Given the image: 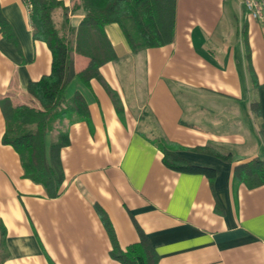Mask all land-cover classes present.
<instances>
[{
    "label": "crops",
    "instance_id": "crops-1",
    "mask_svg": "<svg viewBox=\"0 0 264 264\" xmlns=\"http://www.w3.org/2000/svg\"><path fill=\"white\" fill-rule=\"evenodd\" d=\"M61 1L77 27L79 0ZM0 12V97L36 105L27 85L50 73L52 53L32 37L25 0H0ZM104 32L115 57L65 91L83 98L88 119L62 114L45 139L68 137L59 196L23 176L18 153L2 142L0 108V264H121L96 205L122 249L140 229L156 264H264V183L234 175L236 165L264 159V23L242 0H175L170 42L134 52L117 23ZM87 62L74 56L77 71ZM160 138L214 176L168 167Z\"/></svg>",
    "mask_w": 264,
    "mask_h": 264
},
{
    "label": "trees",
    "instance_id": "trees-1",
    "mask_svg": "<svg viewBox=\"0 0 264 264\" xmlns=\"http://www.w3.org/2000/svg\"><path fill=\"white\" fill-rule=\"evenodd\" d=\"M25 1L30 7L32 37L45 42L52 53L51 70L27 85L36 105L13 104L9 97H0L5 119L2 142L11 145L18 153L23 176L41 184L46 195L53 198L62 192L64 174L60 148L68 143V137L65 132H59L57 139L47 145V127L50 121L65 113H75L79 118L88 119L83 98L75 94L66 99L65 91L75 76L87 84L90 78L99 76L102 64L115 57L104 25L117 23L134 52L165 44L173 38L175 0H79L84 15L77 27L68 24L67 10L61 0ZM58 7L63 9L67 22L63 34L59 33L52 18ZM6 28L0 12V29L5 31ZM76 54L88 59L87 65L79 71L74 66ZM64 104L67 108L61 109ZM157 145L163 150V161L168 167L202 172L210 178L214 176L213 170L192 165L172 155L168 151L170 144L164 138H160ZM221 157L229 160L227 156ZM234 175L251 186L264 183V159L254 157L236 165ZM96 211L110 237V256L113 259L121 264L157 263L158 256L140 229L139 240L122 249L106 213L97 205Z\"/></svg>",
    "mask_w": 264,
    "mask_h": 264
},
{
    "label": "built area",
    "instance_id": "built-area-1",
    "mask_svg": "<svg viewBox=\"0 0 264 264\" xmlns=\"http://www.w3.org/2000/svg\"><path fill=\"white\" fill-rule=\"evenodd\" d=\"M242 5L248 16L264 23V0H242Z\"/></svg>",
    "mask_w": 264,
    "mask_h": 264
},
{
    "label": "rangeland",
    "instance_id": "rangeland-1",
    "mask_svg": "<svg viewBox=\"0 0 264 264\" xmlns=\"http://www.w3.org/2000/svg\"><path fill=\"white\" fill-rule=\"evenodd\" d=\"M60 8H56L53 12V22H54V25L56 26V28H58L59 30V22L61 21V15H60ZM61 29V27H60ZM59 125L58 122H56V120L54 121H50L49 124H48V127H47V133H46V140L47 141H50V140H53V138L55 137V132L57 130H59L57 127Z\"/></svg>",
    "mask_w": 264,
    "mask_h": 264
}]
</instances>
